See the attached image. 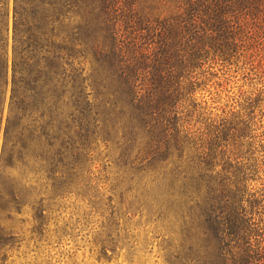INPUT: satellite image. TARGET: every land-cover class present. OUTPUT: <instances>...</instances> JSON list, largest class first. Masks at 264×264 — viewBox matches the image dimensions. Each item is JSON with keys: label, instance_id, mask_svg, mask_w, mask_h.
Instances as JSON below:
<instances>
[{"label": "trees", "instance_id": "trees-1", "mask_svg": "<svg viewBox=\"0 0 264 264\" xmlns=\"http://www.w3.org/2000/svg\"><path fill=\"white\" fill-rule=\"evenodd\" d=\"M241 64L264 84V0H0V264L101 144L179 264H264V131L204 99Z\"/></svg>", "mask_w": 264, "mask_h": 264}, {"label": "rangeland", "instance_id": "rangeland-1", "mask_svg": "<svg viewBox=\"0 0 264 264\" xmlns=\"http://www.w3.org/2000/svg\"><path fill=\"white\" fill-rule=\"evenodd\" d=\"M209 91L213 118L250 113L257 133L264 131V84L244 65L218 71ZM200 95V94H199ZM3 135L0 140V148ZM64 180H46L45 209L36 217L23 206L14 221L18 242L7 264H179L168 254L163 222L137 200L112 190L117 177L113 154L104 148ZM131 202V203H130ZM174 237V236H173ZM174 246L176 241H171Z\"/></svg>", "mask_w": 264, "mask_h": 264}]
</instances>
